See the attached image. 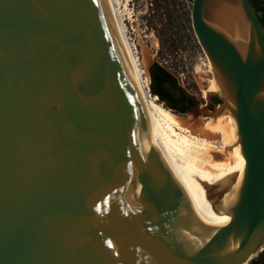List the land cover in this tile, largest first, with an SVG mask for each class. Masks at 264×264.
I'll use <instances>...</instances> for the list:
<instances>
[{
	"label": "water",
	"instance_id": "1",
	"mask_svg": "<svg viewBox=\"0 0 264 264\" xmlns=\"http://www.w3.org/2000/svg\"><path fill=\"white\" fill-rule=\"evenodd\" d=\"M243 171L192 217L168 178L103 0H0V264H246L264 246V28L249 0H191ZM150 61H146L149 65ZM157 97L155 94H152ZM188 119L197 118L185 111Z\"/></svg>",
	"mask_w": 264,
	"mask_h": 264
},
{
	"label": "bare ground",
	"instance_id": "2",
	"mask_svg": "<svg viewBox=\"0 0 264 264\" xmlns=\"http://www.w3.org/2000/svg\"><path fill=\"white\" fill-rule=\"evenodd\" d=\"M103 1L143 102L168 178L192 217L211 224L231 222L229 215L213 212L202 184L222 181L234 174L235 181L224 195L221 206L226 207L235 196L243 171V158L236 142L232 117L225 111L208 116L199 123V129L195 119L184 120L188 125L181 124L177 116L158 103L157 97L148 91L147 78L143 76L145 72L125 34L117 6L119 0ZM208 90H215L213 78Z\"/></svg>",
	"mask_w": 264,
	"mask_h": 264
},
{
	"label": "rangeland",
	"instance_id": "3",
	"mask_svg": "<svg viewBox=\"0 0 264 264\" xmlns=\"http://www.w3.org/2000/svg\"><path fill=\"white\" fill-rule=\"evenodd\" d=\"M119 3L117 6L123 19L125 34L145 72L143 76L146 75L147 87L149 65H146V61L149 60L165 69L179 87L192 95L196 104L189 111L197 118L196 128H201L199 123L208 116L201 115L198 109L212 111L219 102H216L215 95L205 96L207 91H211L208 90L212 81L211 68L190 27V2L119 0ZM156 101L164 106L157 98ZM170 112L177 116L181 124L188 125L185 123L187 114Z\"/></svg>",
	"mask_w": 264,
	"mask_h": 264
},
{
	"label": "trees",
	"instance_id": "4",
	"mask_svg": "<svg viewBox=\"0 0 264 264\" xmlns=\"http://www.w3.org/2000/svg\"><path fill=\"white\" fill-rule=\"evenodd\" d=\"M187 1L191 2V0H187ZM249 1L251 2L255 12L257 13V17L264 28V0H249ZM148 75H149V89H148L149 92L151 94H155L157 96V99L161 101L163 105L167 107L169 110L175 113H183L196 104V101L193 100L192 95H189L181 87H179L173 76L170 75L165 69H163L156 62H153L148 67ZM162 82H167L170 85V87L178 93L181 100L182 99L184 100L185 97L192 99L189 100V106H176L162 101L161 93H163L164 95L167 93V92L165 93V91L162 89L161 86ZM216 102H219V100L216 99ZM262 249L264 250V246ZM255 261L256 258L253 257L246 264H253Z\"/></svg>",
	"mask_w": 264,
	"mask_h": 264
},
{
	"label": "flooded vegetation",
	"instance_id": "5",
	"mask_svg": "<svg viewBox=\"0 0 264 264\" xmlns=\"http://www.w3.org/2000/svg\"><path fill=\"white\" fill-rule=\"evenodd\" d=\"M152 63H150L149 66ZM147 72H148V68H147ZM161 86H162V89L165 91V93L167 92L166 93L167 95L166 94L164 95L163 93H161V99H162V101L167 102V103H170L172 105H176V106H189V100H192V99H189V98L185 97L184 100L183 99L181 100L180 97H179V95H178V93L175 90H173L167 82H162L161 83ZM187 111H189V110H187ZM255 258H256V261L253 264H264V250L261 249L257 253V255H256Z\"/></svg>",
	"mask_w": 264,
	"mask_h": 264
}]
</instances>
